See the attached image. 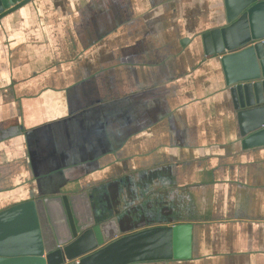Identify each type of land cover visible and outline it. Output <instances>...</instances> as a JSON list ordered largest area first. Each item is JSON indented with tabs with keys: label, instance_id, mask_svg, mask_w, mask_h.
I'll use <instances>...</instances> for the list:
<instances>
[{
	"label": "crops",
	"instance_id": "obj_1",
	"mask_svg": "<svg viewBox=\"0 0 264 264\" xmlns=\"http://www.w3.org/2000/svg\"><path fill=\"white\" fill-rule=\"evenodd\" d=\"M223 17L221 0H35L0 19V211L95 194L128 231L192 224L191 259L158 264H264V148L241 149L200 39Z\"/></svg>",
	"mask_w": 264,
	"mask_h": 264
},
{
	"label": "water",
	"instance_id": "obj_2",
	"mask_svg": "<svg viewBox=\"0 0 264 264\" xmlns=\"http://www.w3.org/2000/svg\"><path fill=\"white\" fill-rule=\"evenodd\" d=\"M35 0H0V19ZM222 24L200 35L231 99L243 151L264 148V0H221ZM186 221L128 231L93 211L85 194L50 196L0 211V264H158L191 259Z\"/></svg>",
	"mask_w": 264,
	"mask_h": 264
},
{
	"label": "flooded vegetation",
	"instance_id": "obj_3",
	"mask_svg": "<svg viewBox=\"0 0 264 264\" xmlns=\"http://www.w3.org/2000/svg\"><path fill=\"white\" fill-rule=\"evenodd\" d=\"M41 192H43V189H42V191ZM98 194V193H97ZM40 198V197H39ZM42 198V197H41ZM36 199H38V198H36ZM111 199V198H110ZM93 202H95V205L93 206V211H96V212H98V211H101L102 209H105V211H108L109 213H111L112 211L110 210V208L111 207H109V204H108V200H106L105 201V204H103L102 202H103V200H102V197H99V196H95V194H94V197H93ZM111 201L109 200V203H110ZM114 205H117V203L114 201V203H112V207H114ZM118 206H119V201H118ZM167 212L166 213H162V214H160V215H157V218L154 220V219H152L151 220V222H153V221H160V220H165V221H167V219H169V217L168 216H170L171 214H173L174 215V213H171V214H169L168 216H167ZM151 215V214H150ZM150 215H145L144 216V218L146 217V218H148ZM171 217H172V215H171ZM145 218V219H146ZM159 218H162V219H159ZM180 220H183L182 218H179ZM161 224H163V223H161ZM151 225H153V224H151Z\"/></svg>",
	"mask_w": 264,
	"mask_h": 264
}]
</instances>
